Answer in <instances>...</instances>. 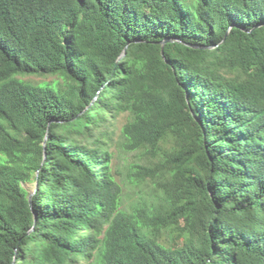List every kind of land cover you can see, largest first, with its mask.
<instances>
[{"label":"trees","instance_id":"16d2710c","mask_svg":"<svg viewBox=\"0 0 264 264\" xmlns=\"http://www.w3.org/2000/svg\"><path fill=\"white\" fill-rule=\"evenodd\" d=\"M0 264H264V0H0Z\"/></svg>","mask_w":264,"mask_h":264},{"label":"rangeland","instance_id":"374dc122","mask_svg":"<svg viewBox=\"0 0 264 264\" xmlns=\"http://www.w3.org/2000/svg\"><path fill=\"white\" fill-rule=\"evenodd\" d=\"M25 79L30 80L34 83H40L42 81H51L53 80L52 77H39V76H31L26 77ZM125 122V117H122L117 123H116V135H115V142L112 145L111 151L113 152V166L114 168L118 169L120 171V174H118V179L123 182L124 185V204L127 206L131 203L132 200H134L135 194L140 190L139 187H134L131 182L127 179V174L129 172L130 166L133 163H136L139 161V159L136 157L135 152H125L120 147V142L122 141L121 136V127ZM29 189L33 188V184L27 185Z\"/></svg>","mask_w":264,"mask_h":264},{"label":"water","instance_id":"95a60500","mask_svg":"<svg viewBox=\"0 0 264 264\" xmlns=\"http://www.w3.org/2000/svg\"><path fill=\"white\" fill-rule=\"evenodd\" d=\"M162 54H163V51H162ZM44 145H45V142H44ZM35 186H36V182L33 183V188L29 189V195H28L29 201L31 200V196L35 192Z\"/></svg>","mask_w":264,"mask_h":264}]
</instances>
